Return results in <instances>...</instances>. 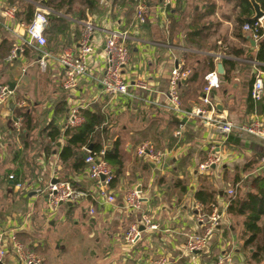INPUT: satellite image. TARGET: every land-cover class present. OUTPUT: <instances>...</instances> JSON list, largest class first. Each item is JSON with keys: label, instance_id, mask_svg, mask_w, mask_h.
Wrapping results in <instances>:
<instances>
[{"label": "crops", "instance_id": "obj_1", "mask_svg": "<svg viewBox=\"0 0 264 264\" xmlns=\"http://www.w3.org/2000/svg\"><path fill=\"white\" fill-rule=\"evenodd\" d=\"M25 3L35 9L41 1ZM141 4L147 11L142 25L135 14ZM160 4V0H129L118 7L113 0H99L96 12L86 13L85 20L65 16L69 30L57 37V48L51 44L48 49L55 53L70 41L77 47L76 37L85 24H91L93 51L88 65L89 73L97 78L103 70L109 33H126L130 59L124 78L138 100L109 98L91 78L81 79L75 90H64L62 69L49 63L41 72L37 55L30 50L12 65L0 59V86L10 84L13 90L0 107V231L15 229L18 241L40 256L43 264H151L160 257L171 264H214L223 254L230 256L231 264H255L249 256L252 250L243 249V218L227 214L228 192L247 194L254 191L256 179H264V140L247 135L226 138L199 120L176 117L163 105L170 73L183 62L186 77L179 84L181 104L186 109L199 106L207 62L212 58L215 71L218 63L224 71L219 76L220 89L211 93L215 115L235 124L257 118L264 125V91L259 103L250 98L253 77L258 75L264 88V69L254 60L258 41L243 27L240 33L236 31L235 0H175L167 11ZM73 9L83 10L77 4ZM16 20L26 23L22 17ZM13 40L12 34L0 33V48L4 41ZM228 52L231 56L225 57ZM225 58L232 64H224ZM193 73L197 78L190 84L187 79ZM18 109L31 117V130L25 136L12 125ZM73 110H87L103 119L101 139L106 147L116 140L120 143L123 166L117 188L111 190L114 204L104 203L96 194L87 167H77L78 156L60 159ZM51 126L60 131L55 143L47 136ZM177 132L179 137L174 136ZM144 143L167 153L162 163L136 156V148ZM212 148L221 162L210 170H199ZM80 152L85 149L76 153ZM14 172L19 176L15 183L10 179ZM56 180L69 182L84 196L75 205L50 209L46 194L38 190ZM131 188L141 196L138 210H128L123 204ZM198 195L207 198L205 204L196 199ZM142 216L157 230L144 227ZM258 224L263 226L264 218ZM133 225L143 230L130 246L124 235ZM205 235L202 251H186L189 238ZM258 244H264L263 237ZM6 249L4 264H20L9 240Z\"/></svg>", "mask_w": 264, "mask_h": 264}, {"label": "built area", "instance_id": "obj_2", "mask_svg": "<svg viewBox=\"0 0 264 264\" xmlns=\"http://www.w3.org/2000/svg\"><path fill=\"white\" fill-rule=\"evenodd\" d=\"M36 5L34 16L30 24L18 22L16 20L17 8L10 3V0H0V33H8L13 35V44L9 51L5 64L12 65L17 62L26 50H30L37 55L36 64L41 72H44L49 63L59 66L63 71V88L64 90H75L78 82L84 78H91L92 81L98 83L103 93L109 98L121 97L127 100H138V97L132 92L131 86L124 78V68L128 65L130 59L129 50L126 47L127 35L123 32H110L104 45V63L101 74L94 78L89 73V57L92 54V31L91 24H85V28L78 41L77 47L66 48L58 54H53L47 49V40L44 31L47 26V15L49 11L42 5ZM175 0H161L160 8L167 11L171 8ZM136 19L139 24H145L147 20V11L144 4L137 7ZM264 29V19L253 21L252 24L245 25L243 30L250 33L253 40L258 41L257 31ZM21 31V32H20ZM183 62L178 64L170 73L168 82L167 101L163 108L186 121L199 120L203 124L214 127L218 135L228 138L233 135L237 138L242 136H252L260 140H264V125L262 122L254 118L249 123L235 124L231 121L224 120L215 115V109L211 100L212 91L220 89V77L215 72L208 73L204 77L205 86L200 97L201 104L190 110L182 107L179 97V84L186 77V72L182 71ZM263 82L257 75L250 89V98L257 104L263 97ZM12 92L6 85L0 86V107L3 106L11 96ZM152 105V103L150 104ZM22 117L14 118L12 125L16 133L22 130ZM83 123V119L78 116V110H73L67 119L66 126L74 127ZM175 137L180 136V132L175 133ZM84 163L87 166V175L94 183L96 194L101 197L106 204H114L116 197L110 189V185L114 179L113 172L107 164L101 160L104 154L91 155L86 151ZM135 154L141 159H148L155 164H160L166 158L165 151L154 148L151 144L144 143L139 145ZM221 159L210 149L205 160L199 165V170L207 171L212 166L219 164ZM13 180V176H10ZM18 188L21 185H17ZM47 196V203L50 209H57L60 204L76 203L84 194L74 190L67 181L60 183L50 182L45 190L40 191ZM229 196H234L233 191L228 192ZM140 193L136 188L129 189L123 197V204L128 210H138L140 208ZM211 220L216 219L214 214ZM142 224L151 230H157L156 225L152 224L147 216H142ZM200 222H204L205 218H200ZM214 224L211 225V228ZM141 232L138 227L131 226L124 235V240L128 245H134L140 238ZM208 235V233H207ZM207 235L203 237L195 236L188 239L186 251L200 252L204 249L207 242ZM6 240L11 243L13 254L20 264H42L41 259L37 258L30 252L24 244L18 241L16 230L0 231V264H4L7 257ZM151 264H171L166 257H160ZM214 264H231L229 255L218 256Z\"/></svg>", "mask_w": 264, "mask_h": 264}, {"label": "trees", "instance_id": "obj_3", "mask_svg": "<svg viewBox=\"0 0 264 264\" xmlns=\"http://www.w3.org/2000/svg\"><path fill=\"white\" fill-rule=\"evenodd\" d=\"M27 1L38 2V0H10L12 5H15L17 8L16 19H22L26 21V24H30L35 9L33 6L28 5ZM129 0H113V3L118 7L124 6L128 3ZM236 8L238 10L236 16V31L245 25H250L253 23L252 16L253 10L250 3L247 0H235ZM262 10L264 11V0H256ZM99 0H45L43 1V6L49 11L47 15V26L44 31V35L47 40V49L50 48L52 44L53 47H58L57 37L61 34L63 35L65 32L69 30L70 22L65 19V16H70L72 19L81 21L86 19V13L91 14L95 13L98 7ZM42 3V2H41ZM77 4L80 8L76 12L73 7ZM207 11L204 13L206 14ZM239 32V31H238ZM240 33V32H239ZM195 36V35H194ZM257 36L260 37L258 40V50L255 55V62L259 65L258 68L264 69V29H259L257 31ZM80 36H77V43L80 39ZM69 41V40H68ZM4 41L2 44V49L0 48V59L5 61L7 58L9 51L12 47L13 42ZM75 48L73 42H69L64 47L59 48V51H56L53 54H58L62 52L65 48L68 47ZM70 47V48H71ZM29 51V50H26ZM25 51V52H26ZM7 53V54H6ZM236 55L242 54V51L233 52ZM25 54V53H24ZM23 54V55H24ZM22 55V57H23ZM225 57L231 56V53H225ZM188 57V56H187ZM212 58H209L207 62L208 73L215 72V63ZM224 64H232L227 58L223 59ZM197 78V73H193L187 80L188 83H192ZM255 77H253L252 81L254 82ZM195 98V94H192ZM201 93H199V96ZM181 100V94H179ZM182 103V100H181ZM183 107V106H182ZM185 110L186 109L183 107ZM78 116L83 119V123L79 126L74 127H65L64 136L67 138V143L63 147V150L60 154V159L66 160L68 158H72L73 156L77 157V167H81V169L86 168L87 166L84 163L85 156L87 155L86 151L88 147H91L90 154L91 155H100L101 151L104 154L100 157L102 161H104L109 169L114 174V179L110 185V189H116L120 172L123 166L122 155L120 151V143L119 141H115L110 147H106L102 143L101 135L104 133L105 129L102 128L103 119L98 116L96 113H91L87 110H78ZM22 117V130L20 136H25L31 130V117L24 109H18L14 114L13 118ZM50 131L47 136L51 140V142H56L58 137L60 136V131L54 126L49 127ZM85 149L83 154H77L76 152L80 149ZM13 176L14 183L19 176L14 172L10 173ZM9 175V176H10ZM237 182V181H235ZM74 189L73 185L71 184ZM75 190V189H74ZM196 199L205 204L207 198H202L201 195L196 196ZM209 203L212 204L211 196L208 199ZM227 214L230 216H238L243 218V236L245 238V242L243 244V249L252 250L250 253V260L255 264H264V244L259 245V240L264 238V225L260 226L258 223L264 218V179H256L254 181V191L247 192V194L240 195L234 194V196H230L229 203L227 207Z\"/></svg>", "mask_w": 264, "mask_h": 264}, {"label": "water", "instance_id": "obj_4", "mask_svg": "<svg viewBox=\"0 0 264 264\" xmlns=\"http://www.w3.org/2000/svg\"><path fill=\"white\" fill-rule=\"evenodd\" d=\"M161 1V0H160ZM252 9H253V12H254V15L252 17V21H256V20H262L264 19V11L262 10L260 4H258L256 2V0H248ZM250 44L251 46H255V43L253 40H250ZM216 74L218 76H221L224 74V71H223V68H222V64L221 63H218L217 66H216ZM9 87V90L12 92V86L9 84L8 85ZM87 151L90 152L91 151V147H88L87 148ZM61 181L60 180H56V181H53L52 183H60ZM62 205V204H60ZM68 206H71V205H75V203H67ZM143 229L140 228L139 231H142Z\"/></svg>", "mask_w": 264, "mask_h": 264}, {"label": "rangeland", "instance_id": "obj_5", "mask_svg": "<svg viewBox=\"0 0 264 264\" xmlns=\"http://www.w3.org/2000/svg\"><path fill=\"white\" fill-rule=\"evenodd\" d=\"M127 230H128V229H127ZM125 233H126V232H125ZM125 243H126V242H125ZM26 247H27V246H26ZM27 248H28V247H27ZM13 255H14V254H13ZM38 258L41 259L40 256H39ZM41 261H42V260H41ZM42 264H43V261H42Z\"/></svg>", "mask_w": 264, "mask_h": 264}]
</instances>
